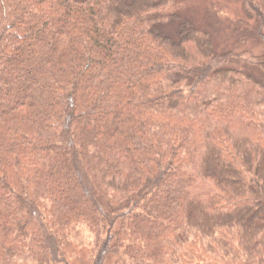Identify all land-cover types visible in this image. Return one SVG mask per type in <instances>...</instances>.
<instances>
[{
  "label": "trees",
  "instance_id": "16d2710c",
  "mask_svg": "<svg viewBox=\"0 0 264 264\" xmlns=\"http://www.w3.org/2000/svg\"><path fill=\"white\" fill-rule=\"evenodd\" d=\"M173 6L0 0V264H264V51Z\"/></svg>",
  "mask_w": 264,
  "mask_h": 264
},
{
  "label": "rangeland",
  "instance_id": "374dc122",
  "mask_svg": "<svg viewBox=\"0 0 264 264\" xmlns=\"http://www.w3.org/2000/svg\"><path fill=\"white\" fill-rule=\"evenodd\" d=\"M254 2L264 14V0ZM173 12L189 17L198 28L205 30L210 35L213 49L216 51L247 49L256 55L264 51V46L257 45L251 35L253 22L248 20L238 0H174L171 9V13ZM166 31L173 34V24H169ZM247 71L252 72L250 69ZM254 75L258 79L262 78L264 82V77H260L256 72ZM75 238L80 240L78 236ZM83 241L86 242L87 238Z\"/></svg>",
  "mask_w": 264,
  "mask_h": 264
}]
</instances>
